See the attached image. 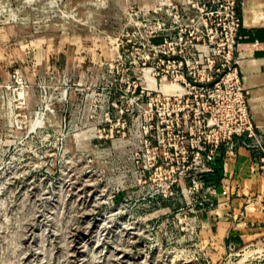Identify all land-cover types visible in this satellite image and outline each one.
Segmentation results:
<instances>
[{
    "label": "rangeland",
    "instance_id": "1",
    "mask_svg": "<svg viewBox=\"0 0 264 264\" xmlns=\"http://www.w3.org/2000/svg\"><path fill=\"white\" fill-rule=\"evenodd\" d=\"M187 1L0 0V264H264V237L211 246L210 172L145 170L142 37Z\"/></svg>",
    "mask_w": 264,
    "mask_h": 264
},
{
    "label": "built area",
    "instance_id": "2",
    "mask_svg": "<svg viewBox=\"0 0 264 264\" xmlns=\"http://www.w3.org/2000/svg\"><path fill=\"white\" fill-rule=\"evenodd\" d=\"M186 4L182 10L175 7L152 15L142 37L149 47V111L153 115L158 100L165 106L159 114L164 115L162 121L151 118L147 127L150 148L159 153L161 147L163 156L159 159L154 153L145 170L159 162L183 163V176L194 174L195 179L212 171L211 163L219 153L233 150L236 136H247L255 139L253 147L264 178V137L256 130L239 70L238 0H189ZM173 23L177 31L171 36ZM13 79L20 83L18 72ZM209 190L215 195L216 185Z\"/></svg>",
    "mask_w": 264,
    "mask_h": 264
},
{
    "label": "crops",
    "instance_id": "3",
    "mask_svg": "<svg viewBox=\"0 0 264 264\" xmlns=\"http://www.w3.org/2000/svg\"><path fill=\"white\" fill-rule=\"evenodd\" d=\"M238 12L240 75L256 130L264 137V0H238ZM234 141L231 153L221 152L211 163L209 177L217 186V196L213 208L203 215L211 229L210 244L220 251L264 237V178L255 139L236 136Z\"/></svg>",
    "mask_w": 264,
    "mask_h": 264
},
{
    "label": "trees",
    "instance_id": "4",
    "mask_svg": "<svg viewBox=\"0 0 264 264\" xmlns=\"http://www.w3.org/2000/svg\"><path fill=\"white\" fill-rule=\"evenodd\" d=\"M206 181H208V182H210L211 180H210V177H209V173L208 174H206L204 177H203Z\"/></svg>",
    "mask_w": 264,
    "mask_h": 264
}]
</instances>
